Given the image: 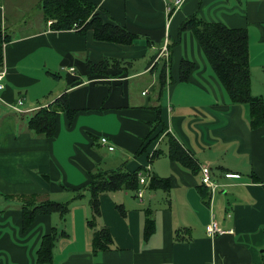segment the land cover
<instances>
[{"label": "crops", "instance_id": "obj_1", "mask_svg": "<svg viewBox=\"0 0 264 264\" xmlns=\"http://www.w3.org/2000/svg\"><path fill=\"white\" fill-rule=\"evenodd\" d=\"M87 1L103 20L135 34V41L124 45L94 40L91 31H55L36 8L41 0H0V28L10 35L3 45L0 115L19 98L23 107L37 108L63 92L77 110L71 123L58 112L51 138L31 134L26 120H15L14 129L16 118H10L0 145V264H40L35 252L52 228L63 234L45 264L264 263V128L249 127L247 108L228 103L192 31L179 32L194 13L246 29L251 91L264 98V0H181L170 15L167 7L174 8L175 0ZM8 11L25 19L8 20ZM165 40L168 55L161 52ZM103 58L119 62L93 74L87 62ZM182 59L194 63L186 81L179 79ZM163 62L164 87L158 72ZM52 78L61 89L53 91ZM157 108L161 123L152 130ZM167 133L193 155L197 172L168 158ZM101 136L113 150L100 144ZM153 149L160 154L150 159ZM204 164L219 185L213 193L201 182ZM96 166L141 172L149 166L150 178L142 198L126 190L101 193L92 228L84 188ZM152 175L169 178L168 189L149 188ZM77 190L81 196L74 198ZM29 193L47 195L43 200L66 195L69 211L63 218L57 212L36 215L24 230L15 204ZM147 217L152 230L146 235ZM212 221L220 231L209 235ZM102 226L112 244L94 252L93 232Z\"/></svg>", "mask_w": 264, "mask_h": 264}, {"label": "trees", "instance_id": "obj_2", "mask_svg": "<svg viewBox=\"0 0 264 264\" xmlns=\"http://www.w3.org/2000/svg\"><path fill=\"white\" fill-rule=\"evenodd\" d=\"M42 18L47 24V28L55 31L74 29L79 34L91 31L92 38L98 41L114 42L119 44H132L135 41V34L128 31L125 26L119 23L105 21L100 16L97 7L87 0H41L40 6ZM173 9L168 11V14ZM192 31L202 53V56L219 83L221 90L225 94L228 103L242 105L248 110L247 122L251 129L264 128V98L254 95L251 91L250 60L248 54V33L244 28H232L223 22L206 21L196 13L184 19L179 32ZM10 40V35L0 28V70L3 68V45ZM171 46V45H170ZM169 46V47H170ZM119 60L114 58H103L97 63L87 62V66L93 74L105 73L107 69L114 68ZM157 67V65H156ZM194 68V63L182 59L180 62L179 79L186 81ZM97 70V72H95ZM167 65L161 63L159 67L160 86L165 85ZM122 72V70H120ZM58 77V74L52 73ZM161 92V90H159ZM162 93V92H161ZM68 94L63 92L51 103L33 109L26 119V127L31 134L51 138L57 130V114L64 112L71 123L77 112L70 107ZM161 123L160 109H156V120L152 122V130ZM167 139V155L174 161L190 170L197 172L196 160L176 138L170 134H165ZM158 135L153 137V140ZM160 154L158 149H153L151 158ZM136 169L129 171L124 166L112 168H102L96 166L89 172L90 179L85 186L89 192V206L91 216L87 219V224L94 228L96 219L100 215L99 197L101 193L126 190L136 192L139 187L138 172ZM170 180L167 177L152 175L148 187L151 189L167 190ZM74 196H81V192ZM70 202H58L50 199L34 201L27 199L21 204L22 228L27 230L34 222L35 216L39 214L59 213L63 218L69 211ZM121 213H124L121 205H117ZM152 230V220L146 218L145 234ZM56 229L41 237L40 244L35 252L37 263L45 264L52 260L53 247L58 236ZM112 235L109 230L102 226L93 232V251L109 249L112 244ZM264 264V263H262Z\"/></svg>", "mask_w": 264, "mask_h": 264}, {"label": "built area", "instance_id": "obj_3", "mask_svg": "<svg viewBox=\"0 0 264 264\" xmlns=\"http://www.w3.org/2000/svg\"><path fill=\"white\" fill-rule=\"evenodd\" d=\"M173 4H174V8H172L171 6H168L167 7L168 11L171 9L174 10V9H176V7L180 6L181 0H175ZM48 23H50V22H48ZM167 46H168L167 41L165 40V42L162 46V49H161V52L165 55H168V47ZM3 77H4V73L2 70H0V91L4 88V84L2 81ZM11 107L17 112H25V111L29 110L27 106L23 107V101L21 98L17 99L16 102L11 105ZM99 142H100V144L106 146V148L110 151L114 149V146L108 143V140L105 136H101L99 138ZM200 173H201V175H200L201 176V182L203 184H205L207 187H209L211 189V193H213L219 185L215 180H213L211 178L210 166L208 164L201 165L200 166ZM137 175H138L139 187L137 188L135 195L138 198H142L143 193H144L143 191H144V189H146V186L148 184V179L150 178L149 166H146L143 172L139 171ZM218 231H220V229H218L216 227V224L213 221H212V224L207 227V234H209V235H214Z\"/></svg>", "mask_w": 264, "mask_h": 264}, {"label": "rangeland", "instance_id": "obj_4", "mask_svg": "<svg viewBox=\"0 0 264 264\" xmlns=\"http://www.w3.org/2000/svg\"><path fill=\"white\" fill-rule=\"evenodd\" d=\"M36 8H39L40 9V5L37 6ZM37 11H38V9H37ZM10 13H12V12H9V11L7 12V19L8 20L9 19H12L13 16L15 17V22L16 23H20L23 19H25V18H23L24 13H22V12H20V13L15 12V14H10ZM42 21L44 23V20H42ZM36 25L37 24H34V26H36ZM2 28H3V26H2ZM52 80L54 82V90L53 91H55L57 89H61L62 82L57 83V80L54 79V78H52ZM28 109L29 110H27L25 112H17L13 108L12 109L9 108V110L7 109V112H4L3 114L0 115V145H2V144L5 143V141H3L4 135L9 131V129L11 127L10 118H12V119L13 118H16V119H13L14 120V123L12 125V126H14V129H15V120H18V122H22L23 121V124H25V120L27 119V117L30 114V112H32L33 109H36V108H32V109L31 108H28ZM160 147L163 148L164 147V143H161L160 144ZM145 162H147L146 159H145ZM32 171H35V169H32ZM29 194L25 195V197H26V198H24L25 200H27L29 197H30L29 199H33L34 201H41L42 198L43 199L44 198H47V195L46 196L40 195L41 193H39V194H37V193L36 194L35 193H29ZM86 194H89V192L86 193ZM34 195H36V198H34ZM37 197H39V198H37ZM21 199H22V197H21ZM24 199H22L21 203L19 201H18V203L16 201H14V202H16L18 204V205L15 204V207L20 208L21 207V204L25 202ZM52 199H53V201L64 202L65 199H66V195H63V196L62 195H59V196H57V195L50 196V200H52ZM0 205H1V202H0Z\"/></svg>", "mask_w": 264, "mask_h": 264}]
</instances>
